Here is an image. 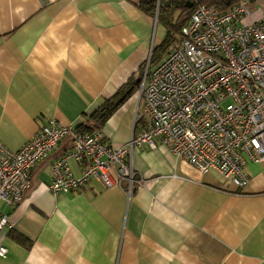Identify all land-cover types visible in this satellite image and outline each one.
I'll list each match as a JSON object with an SVG mask.
<instances>
[{"label": "crops", "instance_id": "crops-1", "mask_svg": "<svg viewBox=\"0 0 264 264\" xmlns=\"http://www.w3.org/2000/svg\"><path fill=\"white\" fill-rule=\"evenodd\" d=\"M142 0H0V143L19 151L49 121L76 129L130 79L166 37ZM250 11L264 19V0ZM140 79V78H139ZM134 98L101 128L106 146L127 143ZM65 139L30 172L10 207L0 264H264V164L248 163L236 187L199 174L162 145L134 150L148 183L128 196L96 181L53 194L51 164ZM75 177L81 166L69 162Z\"/></svg>", "mask_w": 264, "mask_h": 264}, {"label": "built area", "instance_id": "built-area-1", "mask_svg": "<svg viewBox=\"0 0 264 264\" xmlns=\"http://www.w3.org/2000/svg\"><path fill=\"white\" fill-rule=\"evenodd\" d=\"M248 4L241 0L223 13L196 5L173 51L153 65L151 49L133 97L127 143L106 146L100 131L81 135L54 121L17 152L0 143V203L15 207L30 187L32 169L65 139L70 147L50 167L53 194L96 181L130 196L148 183L133 168V151L157 145L201 175L213 171L245 186L246 165L264 164V19ZM69 162L81 166L79 177ZM5 228L11 222L0 213V232ZM6 254L0 247V258Z\"/></svg>", "mask_w": 264, "mask_h": 264}, {"label": "trees", "instance_id": "trees-1", "mask_svg": "<svg viewBox=\"0 0 264 264\" xmlns=\"http://www.w3.org/2000/svg\"><path fill=\"white\" fill-rule=\"evenodd\" d=\"M158 1L159 6L157 9ZM240 1L241 0H231L230 5L226 6L222 0H142L140 3V9L150 17L156 18L166 29L165 40L152 50L151 63L153 65L159 63L177 47L181 29L189 19L191 12L196 5L213 7L218 12L223 13ZM167 3L168 5H166ZM189 3L191 4V7L188 8L187 4ZM176 11L180 13V17L174 22L172 15ZM140 77L141 74L138 79H130L111 99L105 102L75 130L81 135L93 134L101 131V128L106 124L114 112L127 100L135 96L138 90Z\"/></svg>", "mask_w": 264, "mask_h": 264}, {"label": "rangeland", "instance_id": "rangeland-1", "mask_svg": "<svg viewBox=\"0 0 264 264\" xmlns=\"http://www.w3.org/2000/svg\"><path fill=\"white\" fill-rule=\"evenodd\" d=\"M254 6H256L255 4H248V8H254ZM180 17V13L178 11H176L175 13H173L172 18L173 21L176 22Z\"/></svg>", "mask_w": 264, "mask_h": 264}, {"label": "water", "instance_id": "water-1", "mask_svg": "<svg viewBox=\"0 0 264 264\" xmlns=\"http://www.w3.org/2000/svg\"><path fill=\"white\" fill-rule=\"evenodd\" d=\"M222 1L224 2V4H225L226 6H229V5H230V2H231V0H222ZM257 1H259V0H249V3H250V4H254V3H256ZM166 5H168V3H167ZM187 7H188V8L191 7V4H190V3L187 4Z\"/></svg>", "mask_w": 264, "mask_h": 264}]
</instances>
